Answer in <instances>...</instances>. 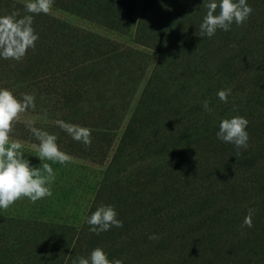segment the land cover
I'll use <instances>...</instances> for the list:
<instances>
[{
  "label": "trees",
  "instance_id": "obj_1",
  "mask_svg": "<svg viewBox=\"0 0 264 264\" xmlns=\"http://www.w3.org/2000/svg\"><path fill=\"white\" fill-rule=\"evenodd\" d=\"M11 1L0 0V16L12 10ZM203 3L204 0H54L53 9L117 35L129 33L139 9L135 43L148 52L71 27L49 14L34 15L35 27L45 35L44 49H29V56L38 61H28L24 67H29L28 72L37 69L45 81L40 88L35 84L27 88L28 74L16 66L21 75L13 78L11 88L19 94L38 93L35 100L42 102L41 114L49 122L43 130L57 136L62 151L98 164L112 155L88 216L102 203L112 205L123 227L96 235L86 223L82 228L43 225L36 228L33 240L44 245L57 243L64 257L70 250V262L96 247L106 254H117L122 246L121 235L136 219L138 204L143 210L150 198L159 201L172 191L176 184L171 182L172 171L168 170L173 162L183 161L188 145L192 149L196 143L190 141L219 129V119L227 111L232 94L223 103L217 92L228 88L233 78L235 57L226 48L237 34L218 29L212 38L200 37V24L207 11ZM249 5L253 7L250 0ZM150 52L156 54V64L116 142L117 132L149 69ZM0 69L6 71L4 66ZM204 100L210 101L211 114L204 110ZM57 120L90 128L91 146L86 148L73 140L57 126ZM23 139L39 143L29 130ZM184 143L187 145L183 147ZM242 158L248 160V154ZM121 208L128 211L126 219Z\"/></svg>",
  "mask_w": 264,
  "mask_h": 264
},
{
  "label": "rangeland",
  "instance_id": "obj_2",
  "mask_svg": "<svg viewBox=\"0 0 264 264\" xmlns=\"http://www.w3.org/2000/svg\"><path fill=\"white\" fill-rule=\"evenodd\" d=\"M250 1L254 11L249 19L243 26L238 27L235 23L231 26L232 34H237L231 37L233 42L226 48L235 57L233 78L228 84L232 98L223 118L219 119L245 117L249 121L246 129L249 147L240 149L237 154L232 144L217 138L219 129L214 132L213 128L211 134L205 133L203 137L190 141L196 142L193 148L188 145L183 161H174V166L168 170V173L172 171L171 182H175L176 187L159 200L161 203L150 198L143 210L138 204L135 221L119 240L121 250L117 254H107L110 260L122 259L124 264H264V0ZM247 2L249 4V0ZM24 3L25 0H12L9 3L12 10L8 14L19 11L24 15ZM49 15L71 27L96 32L125 47L148 52L135 43L139 9L127 35L106 31L61 10L52 8ZM32 26L39 35L35 48L43 50L45 35L37 30L34 20ZM223 46L226 47V39ZM29 51L33 52L32 49ZM29 51L19 62L0 58V66L6 68L4 72L0 69V88L6 86L18 98L23 93L11 88L15 83L13 78L21 75H18L16 66L26 70L27 88L31 84L40 88V83L45 81L37 69L28 72L29 67H24L28 61H38L29 56ZM150 61L122 128L117 132L116 142L122 136L154 69L155 53H151ZM34 95L37 97L38 93ZM41 103L35 100V110L29 109L23 114L11 134L12 139L23 142L24 158L33 167H40L42 162L31 147L33 143L23 139L28 131L23 120L31 119L35 127L43 130L49 122L41 114L44 112ZM233 105L236 111L232 110ZM186 145L184 143L183 147ZM244 154H248V160L242 158ZM70 156L72 159L66 164L45 161L56 173L51 197L40 199L35 204L24 198L7 211L0 209V264H71L70 250L64 257L57 243L55 246L44 245L42 241L33 240L32 235L37 227L42 228L43 225L82 228L103 185L112 155L101 164ZM131 206L134 209V205ZM249 208L255 210L253 227L242 229ZM120 211L126 219L128 211L125 208ZM151 234L158 235L159 239L149 240ZM89 255L83 256L87 258Z\"/></svg>",
  "mask_w": 264,
  "mask_h": 264
},
{
  "label": "clouds",
  "instance_id": "obj_3",
  "mask_svg": "<svg viewBox=\"0 0 264 264\" xmlns=\"http://www.w3.org/2000/svg\"><path fill=\"white\" fill-rule=\"evenodd\" d=\"M53 4L54 0H25L24 15L19 11H13L11 14L0 16V58L19 62L29 49L35 50L39 35L32 26L34 15L51 14ZM203 7L207 11L199 31L200 37L208 38H212L218 29L230 31L233 23L238 27L243 26L254 11L247 0H204ZM231 94L230 87L217 92L219 100L223 103L228 102ZM209 104V100H204L202 106L211 114L213 109ZM35 108L34 94L25 93L18 98L12 90L0 88V209L5 211L16 201L24 198L35 204L40 199L51 197L56 173L51 164L45 161L66 164L72 159L59 148L56 135L35 127L31 119H25L23 123L39 142L33 143L31 147L42 163L40 167H33L24 158L23 142L12 139L11 134L16 123L21 122L23 114L29 109L34 111ZM232 110H237L235 105ZM55 123L73 140L82 143L86 148L91 146L90 128L66 123L63 120H57ZM248 124L249 121L243 116L222 119L216 136L220 141L232 144L239 154L240 149L247 150L249 147V133L246 131ZM254 214L255 210L249 208L241 225L242 229L253 227ZM85 223L89 225V231L96 235L109 231L112 227H123V221L118 219L114 206L103 203L90 216L85 217ZM148 239L156 241L159 236L151 234ZM71 264H124V262L122 259L110 260L102 248L96 247L87 258L77 256Z\"/></svg>",
  "mask_w": 264,
  "mask_h": 264
}]
</instances>
